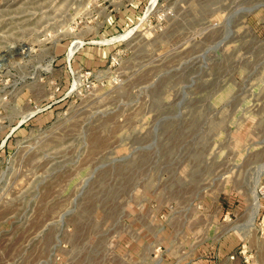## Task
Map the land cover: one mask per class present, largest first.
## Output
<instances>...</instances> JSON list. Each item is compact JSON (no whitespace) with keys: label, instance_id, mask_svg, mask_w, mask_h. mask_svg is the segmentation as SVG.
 <instances>
[{"label":"rangeland","instance_id":"obj_1","mask_svg":"<svg viewBox=\"0 0 264 264\" xmlns=\"http://www.w3.org/2000/svg\"><path fill=\"white\" fill-rule=\"evenodd\" d=\"M151 1L0 0V264H264V0Z\"/></svg>","mask_w":264,"mask_h":264},{"label":"bare ground","instance_id":"obj_2","mask_svg":"<svg viewBox=\"0 0 264 264\" xmlns=\"http://www.w3.org/2000/svg\"><path fill=\"white\" fill-rule=\"evenodd\" d=\"M157 6V0H152L151 3H150V6L148 8V11L146 13V15L150 14L152 11L155 10ZM132 31L128 32L127 34H124L122 35L121 37H119L118 39H125L127 38L130 34H131ZM81 44H75L71 51H70V54L69 56L72 57V55L74 54V52L79 48ZM80 87L79 83L76 82L75 85H74V90H77V88ZM29 116H25L24 119H27ZM259 196L255 193L254 194V197H253V200H252V220L250 221V223L248 224L249 225V229H252L253 226H254V221H255V218L258 214V209H259ZM242 228V227H241ZM237 230V229H236ZM247 231V230H246ZM241 232V231H240ZM248 233V231H247ZM245 236H246V233H245Z\"/></svg>","mask_w":264,"mask_h":264}]
</instances>
